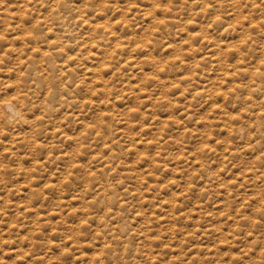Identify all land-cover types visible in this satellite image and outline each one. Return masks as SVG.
I'll return each mask as SVG.
<instances>
[{"label": "rangeland", "instance_id": "374dc122", "mask_svg": "<svg viewBox=\"0 0 264 264\" xmlns=\"http://www.w3.org/2000/svg\"><path fill=\"white\" fill-rule=\"evenodd\" d=\"M60 17L100 46L84 52L102 71L84 80L70 62L58 82L82 87L67 110L44 113L43 89L5 72L30 43L4 47L0 107L11 101L32 123L0 124V264H264V0H0V35L35 29L44 53ZM64 115L70 142L45 141ZM35 142L49 160L33 167ZM112 164L88 191L76 182ZM105 219L133 225L108 233L122 244L113 250L99 247Z\"/></svg>", "mask_w": 264, "mask_h": 264}, {"label": "bare ground", "instance_id": "6f19581e", "mask_svg": "<svg viewBox=\"0 0 264 264\" xmlns=\"http://www.w3.org/2000/svg\"><path fill=\"white\" fill-rule=\"evenodd\" d=\"M81 18V17H80ZM65 19L70 21L67 17H60V18H53L50 20V24L53 26L52 31L48 32V35H51L53 39L47 40L48 47L42 52V46L40 45L37 47V43L39 42V37L36 36V30L35 29H26L23 32H20L19 36L14 38L13 40H9V35L6 33V35H0V61L3 58H6L9 56V49L4 48L9 46L10 43H12L15 40H21L24 45H27L30 43L31 48V53L29 57L24 58V55L27 54V51L25 48H22L21 50H24L23 53H17L15 56V59L10 63L9 67L5 69V72L9 74V77H13L15 83L13 84H18V81L20 83H26L28 81H32L33 84L30 87L31 88H39L43 89L44 94H43V101L45 102L44 105L47 106V108H44V113H52L56 112L59 114L58 110H61L62 108L67 107L64 104H67L69 102H72L74 97L71 95H76V92L79 91V88L82 87L83 81H75L73 79H69L67 83L60 84L59 77H63L68 75L69 71L66 70L69 66L68 64L72 61H77L78 65L82 66L83 69V78L87 77V75H91L90 80L96 81L100 77V71L101 69H89L92 66V62L96 57H93L87 52H84L85 50H95L98 51V47H100L96 42L91 41V39L87 38L86 36H82L81 38H77L75 34H77V31L71 28L68 24L65 23ZM6 31V30H5ZM55 31V32H54ZM8 36V37H7ZM59 44H65V46L70 45L69 50L66 53L60 54V49ZM54 48L52 49V46ZM55 52H50L51 50H55ZM110 50V49H108ZM34 55L40 56V59L34 58ZM95 55V54H94ZM46 63L44 64V62ZM85 63V65H84ZM24 69V71L22 70ZM4 69H0V75L3 74ZM57 74V75H55ZM226 74V73H225ZM223 75V74H222ZM83 80V79H82ZM50 82V83H49ZM29 89V88H28ZM30 89L25 91V94L28 95L30 94ZM18 103H22L23 106H25L27 109L30 106L28 103L26 104L27 100L24 99L22 96H18ZM55 108V110H54ZM21 114V111H19L11 101L6 102L2 107H0V119H2V122L0 121L1 124V129H4L5 131L9 132L11 124L14 122L17 123H24L27 124L28 126L31 125L32 121H30V116L26 113ZM31 113V112H28ZM25 114V115H24ZM72 117L70 116H65L64 115V120L61 121V123L57 127H52V129L48 130L47 132L44 133V140H58L62 141L64 143L70 142L71 138H69L67 135L60 134L62 131V128L67 126V120ZM63 118V117H62ZM264 118V116H260V119ZM73 121H80V116H73ZM50 125V124H49ZM48 125V126H49ZM16 126V124H15ZM18 126V125H17ZM9 127V128H8ZM14 130V129H13ZM103 132L107 131V127L105 125L102 126ZM42 133L39 132V135ZM38 135V136H39ZM23 139V138H22ZM25 141V140H23ZM61 142V143H62ZM115 142H111L106 148H109L110 145H114ZM40 144V143H38ZM3 146V145H2ZM32 147H29L30 149V155L34 158L32 159L33 164L31 166L35 167V164L38 161H41V159L46 155V151L44 146L42 145H37V142L31 144ZM8 148V147H7ZM35 148V150H34ZM50 148H53L50 147ZM11 150V149H10ZM4 153L2 156H5V158H14L18 162L19 165H21L22 159L19 155L18 152H13L8 150H4ZM36 152V154H35ZM73 154L75 157L80 153V150L74 149ZM65 153V152H64ZM1 156V157H2ZM4 158V157H3ZM68 153L66 155H60L59 160L64 161L67 160V164L71 166V173H74L79 170V167L76 163H73L72 160H75L74 158L71 159V161H68ZM45 160H49V156L44 157ZM65 163V162H64ZM112 165H107V166H102L101 171H99V176L95 175H89L85 174L83 177L84 179L82 181L79 180V174L76 176V182L78 184H81L82 182L84 183L83 186L85 191H88L91 189L93 185L92 180L98 181L103 174L108 173V174H114L116 171V167ZM23 170V169H20ZM0 171H3L6 174H9L8 167L4 168L3 166L0 165ZM23 174L26 176L27 171L23 170ZM82 186V187H83ZM109 186L107 185H102L100 186L98 190L99 195H103L102 198H107L108 202H111L113 198L116 197V193L114 190L110 189L108 190ZM127 192V190L123 191ZM119 207L124 208L126 207V203L121 200L117 204ZM107 212H103V216L105 215L108 217ZM106 219L99 225V227H102L98 232H102L101 235H104V238H102V244H100V249L101 250H106V249H111L113 250L114 247H118L122 244H118V241L116 239L114 240H109L108 233L111 231H118L121 232L123 229L127 228V231H132V224L131 222L128 221H123V224H116L114 227H108V225L105 224ZM126 227V228H125ZM113 236V234L111 235ZM111 239V238H110ZM122 249V248H121ZM120 249V250H121ZM125 249V248H124ZM123 251V250H122ZM121 251V254H122ZM125 251V250H124ZM126 255V254H125ZM122 256V255H121Z\"/></svg>", "mask_w": 264, "mask_h": 264}]
</instances>
